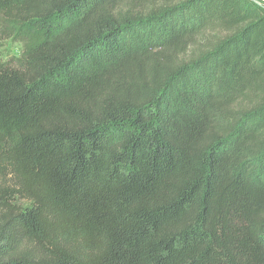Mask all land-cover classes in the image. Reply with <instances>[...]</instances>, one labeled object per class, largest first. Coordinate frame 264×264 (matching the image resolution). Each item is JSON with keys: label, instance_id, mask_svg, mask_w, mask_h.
Wrapping results in <instances>:
<instances>
[{"label": "trees", "instance_id": "16d2710c", "mask_svg": "<svg viewBox=\"0 0 264 264\" xmlns=\"http://www.w3.org/2000/svg\"><path fill=\"white\" fill-rule=\"evenodd\" d=\"M0 24L25 46L0 264H264V0H0Z\"/></svg>", "mask_w": 264, "mask_h": 264}, {"label": "rangeland", "instance_id": "374dc122", "mask_svg": "<svg viewBox=\"0 0 264 264\" xmlns=\"http://www.w3.org/2000/svg\"><path fill=\"white\" fill-rule=\"evenodd\" d=\"M24 47L22 41L0 24V65L10 64L16 66L24 52Z\"/></svg>", "mask_w": 264, "mask_h": 264}]
</instances>
